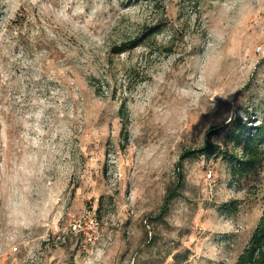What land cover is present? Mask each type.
I'll return each instance as SVG.
<instances>
[{"label":"rangeland","instance_id":"obj_1","mask_svg":"<svg viewBox=\"0 0 264 264\" xmlns=\"http://www.w3.org/2000/svg\"><path fill=\"white\" fill-rule=\"evenodd\" d=\"M246 113H264V0H0V264H235L264 164L185 160L157 214L180 155L230 150Z\"/></svg>","mask_w":264,"mask_h":264},{"label":"trees","instance_id":"obj_2","mask_svg":"<svg viewBox=\"0 0 264 264\" xmlns=\"http://www.w3.org/2000/svg\"><path fill=\"white\" fill-rule=\"evenodd\" d=\"M185 1V0H183ZM138 45V42L126 41L111 49L112 54H121ZM230 129L227 140L231 149H222L218 144L206 141L194 150L184 151L176 164V184L166 195L164 202L157 214L163 219L169 210L170 203L178 197L184 185L182 162L185 160L221 155L230 165L234 176L255 175L256 170L264 164V113L259 120L253 113H246V119L235 117L228 123ZM235 264H264V209L262 216L253 230L247 246L238 256Z\"/></svg>","mask_w":264,"mask_h":264},{"label":"built area","instance_id":"obj_3","mask_svg":"<svg viewBox=\"0 0 264 264\" xmlns=\"http://www.w3.org/2000/svg\"><path fill=\"white\" fill-rule=\"evenodd\" d=\"M208 178L211 177V173H208ZM85 221H88L89 222V225L91 226V229L93 230V232L95 233V231L98 229V221H97V218L94 216V214H91V213H87L84 215V218H83Z\"/></svg>","mask_w":264,"mask_h":264}]
</instances>
